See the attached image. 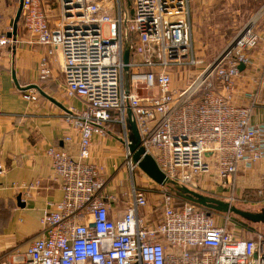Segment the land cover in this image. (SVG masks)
I'll return each mask as SVG.
<instances>
[{
  "label": "built area",
  "instance_id": "built-area-1",
  "mask_svg": "<svg viewBox=\"0 0 264 264\" xmlns=\"http://www.w3.org/2000/svg\"><path fill=\"white\" fill-rule=\"evenodd\" d=\"M12 1H22L21 25L33 42L62 52L66 94L81 102V109H69L65 115L79 135V153L73 158L57 148L46 150L61 200L48 204L40 219L42 230L25 252L0 253V260L11 259L7 264H264L263 234L238 237L227 229L229 215L217 225L212 214L181 202L168 186L150 179L149 186H139L138 164L128 148V125L133 124L140 146L168 179L189 187L207 178L220 200L230 205L243 201L237 194V176L264 159V122L252 124V107L234 102L239 66L245 67L247 52L257 44L250 26L185 89L177 90L172 70L200 65L193 50L189 0H131L130 17L124 0H56L58 28L49 26L42 0ZM12 43L13 39L0 36V47ZM48 73L42 70L43 77ZM26 98L37 101L36 95ZM111 124L121 128L124 167L130 174L124 193L127 205L120 216L109 213V203L117 200L108 192L109 178L88 162L93 136H105ZM3 173L0 164V176ZM21 188L27 194L34 186ZM152 191L159 197L157 221L147 220L143 213Z\"/></svg>",
  "mask_w": 264,
  "mask_h": 264
},
{
  "label": "crops",
  "instance_id": "crops-1",
  "mask_svg": "<svg viewBox=\"0 0 264 264\" xmlns=\"http://www.w3.org/2000/svg\"><path fill=\"white\" fill-rule=\"evenodd\" d=\"M42 3L49 26L58 28L61 22L58 5L54 0H42ZM18 5L12 0H0V36L8 37L12 32ZM250 28L258 38L257 44L247 52L248 61L241 71L234 102L252 107L251 123L260 124L264 122V3ZM63 64L59 48L36 44L20 24L13 43L0 47V164L4 168L0 176L1 254L12 250L25 252L28 243L42 230L40 219L48 204L61 200L60 184L53 174L46 150L57 148L73 158L79 153V135L67 124L65 115L69 109H81V102L66 94ZM44 68L49 72L45 77L42 75ZM27 95H37V101H29ZM130 126L128 139L132 141ZM124 161L125 147L118 125H109L105 136H93L88 162L100 167L102 175L109 178L108 192L117 197L115 202L109 203V213L117 216L126 209L124 193L130 186ZM135 181L143 187L151 183L150 180L143 182V179L139 183L136 175ZM30 184L34 188L26 194L21 187ZM206 184L187 188L203 190H193L203 195L204 192L215 195V189L208 185V181ZM236 184L237 194L243 198L241 202L253 190L264 188V159L252 168L240 171ZM18 196L23 207L17 202ZM147 199L143 213L147 220L157 221L160 217L156 214L159 197L152 191L147 194ZM236 228L227 225L229 231L242 236Z\"/></svg>",
  "mask_w": 264,
  "mask_h": 264
},
{
  "label": "rangeland",
  "instance_id": "rangeland-1",
  "mask_svg": "<svg viewBox=\"0 0 264 264\" xmlns=\"http://www.w3.org/2000/svg\"><path fill=\"white\" fill-rule=\"evenodd\" d=\"M104 1L112 2V0ZM54 2L56 3V0H54ZM263 3L264 0H189V19L192 27L193 50L200 65L191 70H172L173 87L177 90L185 89L201 70L208 67L218 56L225 52L235 38L240 35L245 28L249 27L253 20H256L257 13L263 6ZM123 6L130 17L131 0H124ZM19 24L22 26L21 19L18 25ZM103 32H106V28H103ZM131 37L133 39L136 38L133 33H131ZM125 172V176L129 183L130 174L126 167ZM135 175L139 183H141L140 179H143V182H149L147 179L148 177L138 168L135 170ZM206 181H208L207 178L199 179L200 184ZM193 190L199 191L200 189L194 188ZM259 191H262V195H259ZM204 193L205 196L219 199L215 197L216 194ZM124 198L126 197L124 196ZM156 203L155 201V204ZM232 206L251 213L264 212V188L253 190L250 192L249 196L245 198L244 202L234 203ZM156 209L158 210L156 214L159 215V205ZM212 216L215 223L218 225H223V222H225V215L223 214L212 213ZM228 226L230 228L237 227L238 231L242 234L241 237L249 238L256 233L264 235V223H251L234 215H229ZM0 262L7 264L4 258L1 259Z\"/></svg>",
  "mask_w": 264,
  "mask_h": 264
},
{
  "label": "water",
  "instance_id": "water-1",
  "mask_svg": "<svg viewBox=\"0 0 264 264\" xmlns=\"http://www.w3.org/2000/svg\"><path fill=\"white\" fill-rule=\"evenodd\" d=\"M22 14V1L19 2L18 9L13 20L12 32L8 35V38L14 40L18 23L20 21ZM233 45V43L231 44ZM231 47V46H230ZM229 47V48H230ZM124 62H128V51L124 54ZM244 66L240 65L239 70H243ZM124 87L128 90V70H124ZM34 89H37L36 87ZM40 95L45 98L53 101L51 98L45 96L42 92H39ZM130 129L133 134V139L129 145V151L132 153V159L135 163L138 164V168L154 183L158 185L168 186L171 191L180 199L192 203L196 206L206 209L208 214L218 213L223 215H234L242 220L249 221L251 223H264V212L262 213H251L239 208L233 207L229 203H226L219 199L210 198L208 196L202 195L198 192L190 190L189 188L168 179L157 167L156 163L151 156L145 153V150L140 146L139 136L135 129V126L131 124ZM21 198L17 197V202L20 207H23L24 204H20Z\"/></svg>",
  "mask_w": 264,
  "mask_h": 264
},
{
  "label": "trees",
  "instance_id": "trees-1",
  "mask_svg": "<svg viewBox=\"0 0 264 264\" xmlns=\"http://www.w3.org/2000/svg\"><path fill=\"white\" fill-rule=\"evenodd\" d=\"M174 195H175V194H174ZM175 197H176L178 200H180L181 202H186V201H184V200L180 199L179 197H177L176 195H175ZM198 207H199V206H198ZM199 208H201V209L205 210L206 212H209V211H207L206 209H204V208H202V207H199Z\"/></svg>",
  "mask_w": 264,
  "mask_h": 264
}]
</instances>
